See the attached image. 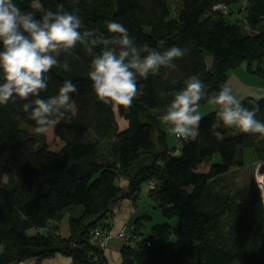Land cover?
Returning <instances> with one entry per match:
<instances>
[{
	"label": "trees",
	"instance_id": "1",
	"mask_svg": "<svg viewBox=\"0 0 264 264\" xmlns=\"http://www.w3.org/2000/svg\"><path fill=\"white\" fill-rule=\"evenodd\" d=\"M181 1L178 16L169 17V0H14L36 19L42 13L34 5L55 12L62 4L81 17L86 29L105 37L110 35L106 21L121 23L142 55L145 46L161 52L177 46L189 52L175 61V69L162 68L146 80L138 76L139 94L130 109L97 99L88 76L93 57L82 47L71 55L62 53L61 66L48 74V87L40 98L58 95L65 80L74 83L78 93L72 94L73 111L57 117L59 122L52 126L53 147L43 135L38 138L30 131L36 124L22 110L27 101L0 106V264L56 254L71 257L69 264H106L104 250L90 242L92 230L110 227L107 221L117 204L124 198L136 200L141 185L150 179L159 181L149 196L162 216L177 217L178 222L154 224L145 236L138 219L133 235L142 241L135 247L122 246V264H264L259 185L223 181L245 165V147L251 146L256 158L264 160L259 134L221 126L217 130L224 139L217 140L211 132L215 109L202 116L196 140L170 147L159 120V111L167 110L193 75L201 79L208 97L227 86L229 73L242 65L264 81V31L259 30L264 0L247 1L244 24L228 19L230 8L226 12L214 8L240 0ZM64 61L69 70H64ZM240 102L249 110L258 105L256 119L264 123V98ZM207 103L205 98L200 106ZM118 118L127 120L126 128H119ZM107 140L111 143L105 156L102 143ZM148 157V164L132 172L136 162ZM203 164L209 165L207 171L199 169ZM120 176L129 180L127 191L117 184ZM65 219L68 237L60 231Z\"/></svg>",
	"mask_w": 264,
	"mask_h": 264
},
{
	"label": "clouds",
	"instance_id": "2",
	"mask_svg": "<svg viewBox=\"0 0 264 264\" xmlns=\"http://www.w3.org/2000/svg\"><path fill=\"white\" fill-rule=\"evenodd\" d=\"M42 13L40 19L34 12L22 11L14 0H0V106H7L17 99L27 101L22 110L35 121L34 131L46 134L63 117L73 111L72 94L77 86L65 80L58 95L41 99L46 91L50 71L60 67L58 57L71 55L77 47L92 56L89 78L97 99L112 106L130 109L138 96L137 77L147 79L160 74L162 68L175 69V61L188 54L189 49L172 46L164 51L145 46L142 55L129 30L116 21H106L109 36L85 28L80 16L66 11L59 5L57 11L34 5ZM102 46L97 54L95 49ZM69 70L67 61L62 64ZM183 90L175 93L162 121L169 125L168 132L185 142L194 141L199 135L202 119L200 102H207L216 109V122L211 126L213 136L222 141L224 135L217 129H237L245 134H259L264 139V123L256 119L259 106L249 110L244 107L229 87L222 86L216 95L208 97L201 79L193 75L185 80ZM264 198V186L261 187Z\"/></svg>",
	"mask_w": 264,
	"mask_h": 264
},
{
	"label": "crops",
	"instance_id": "3",
	"mask_svg": "<svg viewBox=\"0 0 264 264\" xmlns=\"http://www.w3.org/2000/svg\"><path fill=\"white\" fill-rule=\"evenodd\" d=\"M242 66L235 69L236 71L240 72L239 76L241 78V84L245 85L248 82V83H254L258 86H262V87L264 86L263 80L259 79L256 76L251 75L245 69H242ZM235 70H232V71H235ZM229 76L227 79V87H229L228 85ZM236 78L238 79V77ZM208 106H209V110L205 112L204 114H201V116H204L208 114L209 112L216 109L213 105H208ZM162 117L163 115L161 114L159 116V120L161 122L162 129L165 132H167V129L170 126L163 123ZM127 123L128 122L126 119L118 118V124H119L120 129L126 128ZM110 143H111L110 140L103 141L102 143L103 144L102 153L105 156L109 155ZM149 162H150L149 157L146 158L143 163H140V161L136 162L134 166L132 167V172L136 171L141 165L148 164ZM203 165L209 166L208 164H203ZM117 184L124 191H127L129 188V180L125 176H120L117 180ZM151 209L155 210L154 214H152V212L150 211ZM156 210L160 211V209L157 207V203L149 196V187H148L147 182H144L141 185V192H140L139 197L136 200H132L131 198L122 199L115 207L114 211L112 212L107 222L110 224V227L113 229L114 232L119 231L123 227H126L127 229H131L132 231H134L136 221L140 219L141 228L139 231L142 232V228L146 225H149V233H150L151 227L154 224H159L154 221V219L157 217V214H158L156 213L157 212ZM144 219H149L150 222L145 224ZM173 225H175V223ZM60 231H61L62 236L64 237L69 236V226H68L67 219L61 222ZM121 249H122L121 242L117 238H112L104 249V256L106 259V264H122L123 259L121 255ZM70 262H71V257L64 256L62 254H56L53 257L44 258L40 260L30 259V260L25 261L22 264H69Z\"/></svg>",
	"mask_w": 264,
	"mask_h": 264
},
{
	"label": "rangeland",
	"instance_id": "4",
	"mask_svg": "<svg viewBox=\"0 0 264 264\" xmlns=\"http://www.w3.org/2000/svg\"><path fill=\"white\" fill-rule=\"evenodd\" d=\"M248 0H240L236 4H232L229 6L231 9V14L228 15V19L230 21H239L244 24L245 22V9L246 4ZM170 3V16L169 17H177L180 10L183 7V3L181 0H169ZM259 30L264 31V20L259 25ZM208 64H211L212 57H207ZM242 69H245V66H242ZM247 71V70H246ZM248 72V71H247ZM239 71H231L229 73V88L232 91V94L240 101L244 100L247 97H255V98H264V86H258L254 83H248L243 85L241 84V78L239 76ZM253 75V74H251ZM254 76V75H253ZM238 77V79L236 78ZM243 81V80H242ZM209 103L200 106V113L204 114L209 110ZM167 110H161L159 111L160 115H164ZM58 119V118H57ZM27 124L22 123V126H26ZM30 131L34 133L36 137L39 138V135H43L45 137V140L50 144L51 147H53V127L49 129V131L46 134H37L34 129L30 128ZM167 137H168V144L170 147L176 146V138L174 135L170 134L167 130ZM259 137V136H258ZM257 144L261 145V147L264 146V139H257ZM243 158L245 165L241 168H236L233 170V172H229L225 175L223 181L226 183H229L231 185H242L248 181H256L258 182V175L262 172H264V160H258L254 154V150L251 146H247L243 150ZM202 171H207L209 169V166L202 165L200 168ZM261 185V184H260ZM262 187V185H261ZM260 188V186H259ZM261 191V188H260ZM264 203V202H263ZM152 214H154V209L150 210ZM158 213L157 217L154 219L156 223H163L168 222L170 224H176L178 222V218L174 217L172 219H168L162 216L161 212L159 210H156ZM145 224L150 222L149 219H144ZM142 232L145 236H148L149 233V225H146L142 228ZM238 264V263H234Z\"/></svg>",
	"mask_w": 264,
	"mask_h": 264
},
{
	"label": "built area",
	"instance_id": "5",
	"mask_svg": "<svg viewBox=\"0 0 264 264\" xmlns=\"http://www.w3.org/2000/svg\"><path fill=\"white\" fill-rule=\"evenodd\" d=\"M215 9L221 10L223 12H226L229 10V7L225 4H217L214 6ZM185 143L182 139L176 138V145H181ZM177 152V150H176ZM259 182V181H258ZM149 189H156L159 186V181L157 179H150L147 181ZM259 186L261 188V185L259 183ZM263 202H264V198ZM112 238H117L122 246H131L135 247L139 243H141L142 238L137 235H133V231L131 229H127L126 227L121 228L119 231L114 232L111 227L107 228H95L91 232L90 242L96 246H98L100 249L104 250L107 246L108 242ZM151 242L146 241V246H150Z\"/></svg>",
	"mask_w": 264,
	"mask_h": 264
},
{
	"label": "bare ground",
	"instance_id": "6",
	"mask_svg": "<svg viewBox=\"0 0 264 264\" xmlns=\"http://www.w3.org/2000/svg\"><path fill=\"white\" fill-rule=\"evenodd\" d=\"M258 181L262 186H264V172L258 175Z\"/></svg>",
	"mask_w": 264,
	"mask_h": 264
},
{
	"label": "water",
	"instance_id": "7",
	"mask_svg": "<svg viewBox=\"0 0 264 264\" xmlns=\"http://www.w3.org/2000/svg\"><path fill=\"white\" fill-rule=\"evenodd\" d=\"M165 183V181H163V184Z\"/></svg>",
	"mask_w": 264,
	"mask_h": 264
}]
</instances>
